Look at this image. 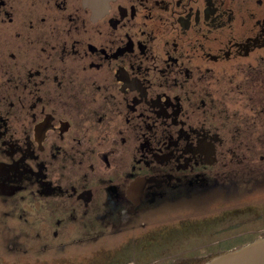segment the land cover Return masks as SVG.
Listing matches in <instances>:
<instances>
[{
  "label": "flooded vegetation",
  "instance_id": "flooded-vegetation-1",
  "mask_svg": "<svg viewBox=\"0 0 264 264\" xmlns=\"http://www.w3.org/2000/svg\"><path fill=\"white\" fill-rule=\"evenodd\" d=\"M262 183L264 0H0L7 253L89 251L112 232L140 257L190 214L168 206Z\"/></svg>",
  "mask_w": 264,
  "mask_h": 264
},
{
  "label": "rangeland",
  "instance_id": "rangeland-1",
  "mask_svg": "<svg viewBox=\"0 0 264 264\" xmlns=\"http://www.w3.org/2000/svg\"><path fill=\"white\" fill-rule=\"evenodd\" d=\"M263 186L264 183L261 188ZM243 191L244 189L237 186L218 188L212 191L209 198L197 196L195 199H200L194 201L192 198L181 202L184 205L168 206L164 209L166 214L185 207L187 209V206L190 214L180 219L170 218L169 224H165L167 230L162 228V231L154 227L150 234L152 242L164 239L166 245L140 257L135 250H124L123 242L126 237L124 239L122 235L110 232L111 234L106 235L105 245L102 247L95 246L89 251L78 248L81 249L80 252L71 251L70 248L53 256H38V253L43 251L36 250L15 256L7 253L5 247L0 245V264H125L128 259H133L136 264H192L189 255L193 254H200L198 257L203 263L218 253L219 249H228L254 237L257 232H264V190L246 195L242 199L237 198V194ZM207 206L211 209H206ZM140 236L138 234L139 238ZM4 241L2 234L0 243ZM28 241L33 243L35 239L29 236ZM144 241H147V238H144ZM185 248L191 249L184 252ZM117 255L121 258L115 259Z\"/></svg>",
  "mask_w": 264,
  "mask_h": 264
},
{
  "label": "water",
  "instance_id": "water-1",
  "mask_svg": "<svg viewBox=\"0 0 264 264\" xmlns=\"http://www.w3.org/2000/svg\"><path fill=\"white\" fill-rule=\"evenodd\" d=\"M203 264H264V232L238 247L214 255Z\"/></svg>",
  "mask_w": 264,
  "mask_h": 264
}]
</instances>
